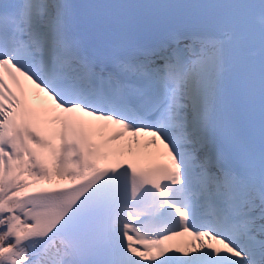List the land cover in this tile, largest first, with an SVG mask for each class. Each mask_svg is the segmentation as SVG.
<instances>
[{
	"label": "snow or ice",
	"instance_id": "obj_1",
	"mask_svg": "<svg viewBox=\"0 0 264 264\" xmlns=\"http://www.w3.org/2000/svg\"><path fill=\"white\" fill-rule=\"evenodd\" d=\"M0 264H264V0H0Z\"/></svg>",
	"mask_w": 264,
	"mask_h": 264
},
{
	"label": "bare ground",
	"instance_id": "obj_2",
	"mask_svg": "<svg viewBox=\"0 0 264 264\" xmlns=\"http://www.w3.org/2000/svg\"><path fill=\"white\" fill-rule=\"evenodd\" d=\"M32 85H33V84H32ZM151 148H152V147H149V148L147 149V151H148V152H151Z\"/></svg>",
	"mask_w": 264,
	"mask_h": 264
}]
</instances>
